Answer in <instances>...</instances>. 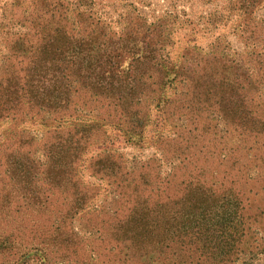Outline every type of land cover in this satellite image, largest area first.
Returning <instances> with one entry per match:
<instances>
[{
    "label": "rangeland",
    "instance_id": "obj_1",
    "mask_svg": "<svg viewBox=\"0 0 264 264\" xmlns=\"http://www.w3.org/2000/svg\"><path fill=\"white\" fill-rule=\"evenodd\" d=\"M61 1L109 34H135L136 46L170 71L147 79L126 115L81 92L56 128L26 115L0 121V264H209L192 261L183 245L143 255L122 239L131 224L113 217L122 220L131 204L103 177L109 169L143 196L166 187L180 196L197 184L218 196L217 214L221 196L230 209L238 203L243 251L232 264H264V0H0V33H28ZM6 55L0 40V66ZM105 122V135L72 158L74 124ZM54 130L65 144L57 159Z\"/></svg>",
    "mask_w": 264,
    "mask_h": 264
},
{
    "label": "trees",
    "instance_id": "obj_2",
    "mask_svg": "<svg viewBox=\"0 0 264 264\" xmlns=\"http://www.w3.org/2000/svg\"><path fill=\"white\" fill-rule=\"evenodd\" d=\"M69 11L68 3L61 1L48 7L45 17L34 22L35 28L29 23L28 33H0L7 51L0 66V121L21 122L22 115H26L40 117L41 123L56 128L81 92L126 115L135 112L140 101L134 92H141L147 79L160 82L169 74V69L161 70L152 62V56L136 46L135 34L122 30L109 34L97 18L83 12L70 15ZM7 17V21L12 20V14ZM27 18L20 17L25 21ZM258 123L263 124L264 119ZM104 124H74V131L67 134L70 156L78 159L97 132L105 135ZM56 133L54 130L49 136L55 159L65 153V144L58 141ZM12 136L19 145H29L21 134ZM27 154L22 151L17 156L27 159ZM122 175L109 169L103 177L115 184L125 206L131 204L122 220L117 216L113 219L122 221V226L131 224L130 230L122 232V239L133 242L139 253L183 245L192 261L201 257L209 264H232L243 251V217L238 203L230 209L229 200L221 196L226 203L218 207L217 214L214 206L219 204L218 196L200 185L187 186L180 196L169 194L168 187L143 196L138 184L130 192L126 190L131 177L127 186H121Z\"/></svg>",
    "mask_w": 264,
    "mask_h": 264
}]
</instances>
